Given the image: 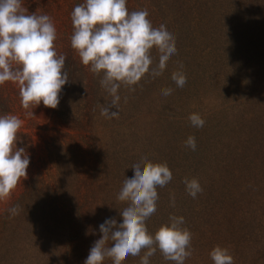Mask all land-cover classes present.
Masks as SVG:
<instances>
[{"label": "trees", "instance_id": "obj_1", "mask_svg": "<svg viewBox=\"0 0 264 264\" xmlns=\"http://www.w3.org/2000/svg\"><path fill=\"white\" fill-rule=\"evenodd\" d=\"M25 1L37 14H60L51 19L69 81L50 111L66 121L64 162L72 171L66 183L44 190V210L34 209L43 237L27 239L28 246L17 242L14 264H84L101 236L99 225L108 218L122 222L127 204L117 195L141 157L166 162L172 172L157 189L156 212L146 225L154 233L170 215L184 217L192 233V256L184 264H214L209 253L216 245L229 249L234 264L264 263V0H127L129 11L147 9L154 27L164 24L174 34L177 53L162 75L146 76L134 92L121 88L119 117L111 119L100 114L111 99L101 77L71 47L70 14L84 0ZM153 56L158 59L155 49ZM180 63L187 76L182 88L171 79ZM164 88L172 94L163 96ZM64 95L72 96L71 107ZM20 99L18 85H0V115L18 108ZM191 113L205 120L203 127L191 125ZM189 135L195 151L185 146ZM184 178H196L202 193L190 196ZM30 193L14 198L19 213ZM13 206L0 211V233L9 231ZM123 264H140V256ZM150 264L174 262L157 250Z\"/></svg>", "mask_w": 264, "mask_h": 264}, {"label": "clouds", "instance_id": "obj_2", "mask_svg": "<svg viewBox=\"0 0 264 264\" xmlns=\"http://www.w3.org/2000/svg\"><path fill=\"white\" fill-rule=\"evenodd\" d=\"M73 33L71 47L81 63L95 76L101 77L100 86L111 97L100 114L118 118L120 90L136 89L146 76L163 74L168 61L177 53L175 36L164 24L154 27L147 9L129 11L127 0H84L71 14ZM57 29L47 14L29 13L23 0H0V85L12 82L18 85L23 109H33L41 102L57 108L62 87L69 81L65 71V54H58L55 41ZM153 49L157 58L153 56ZM180 63L171 74L177 87L187 82ZM172 88L161 90L163 96L172 94ZM127 102V97H124ZM115 109V110H114ZM33 115V112L26 113ZM192 126L203 127L205 120L198 113L188 117ZM23 121L16 115H0V201L11 197L22 179H27L30 158L24 147H17ZM196 150L195 137L184 142ZM134 175L125 178L117 200L127 206L120 210L122 222L108 218L99 225L101 236L90 248L84 264H123L129 256H140V264H150V258L160 251L166 261L184 264L192 256V233L184 227L183 216L170 215L155 232H150L146 221L156 212L158 188L172 180L166 162H153L147 157L130 166ZM187 193L193 198L203 189L196 178H184ZM175 206V197L170 194ZM13 216L19 205L7 209ZM143 252V255L141 253ZM214 264H234L227 247L216 245L209 253Z\"/></svg>", "mask_w": 264, "mask_h": 264}, {"label": "rangeland", "instance_id": "obj_3", "mask_svg": "<svg viewBox=\"0 0 264 264\" xmlns=\"http://www.w3.org/2000/svg\"><path fill=\"white\" fill-rule=\"evenodd\" d=\"M26 5L27 2L23 0V6L29 13H33L34 10L28 9ZM46 14L53 18L60 15L54 12ZM71 95L63 96L65 107H71ZM14 107L18 108L8 114L16 115L23 121L18 134L20 139L17 141V147L25 148L30 163L26 170L27 179L21 180L9 199L0 201V211L5 206H13L14 198L19 193L23 191H31V193L29 198L23 200L26 203L24 211L13 216L8 222L9 231L4 230L3 234L0 233V264H14L17 257L14 247L17 242L28 246L27 239L30 243L41 241L42 221L36 217L34 209L42 213L45 204L44 190L64 184L67 173L72 171L71 166L64 162L65 145L61 131L65 128L66 121L53 119L50 107L44 106L42 102L32 110L23 109L21 103ZM31 111L33 115L26 114Z\"/></svg>", "mask_w": 264, "mask_h": 264}]
</instances>
